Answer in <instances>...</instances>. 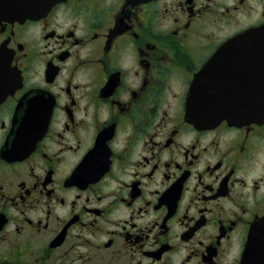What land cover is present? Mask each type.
<instances>
[{"label":"flooded vegetation","instance_id":"flooded-vegetation-1","mask_svg":"<svg viewBox=\"0 0 264 264\" xmlns=\"http://www.w3.org/2000/svg\"><path fill=\"white\" fill-rule=\"evenodd\" d=\"M14 4L0 0V264H264V122L207 128L187 107L246 68L227 48V71L199 79L264 24V0H65L40 19Z\"/></svg>","mask_w":264,"mask_h":264},{"label":"water","instance_id":"water-1","mask_svg":"<svg viewBox=\"0 0 264 264\" xmlns=\"http://www.w3.org/2000/svg\"><path fill=\"white\" fill-rule=\"evenodd\" d=\"M64 0H16L11 11L18 19H40L54 5ZM149 1V0H130ZM9 6V4H7ZM227 48H238L236 53L246 59V68L232 67L235 76L231 85L193 86L187 107L189 120L196 125L212 128L227 121L231 126H243L264 122V24L251 28L230 39L201 71V76L217 82L222 70L219 57L227 54ZM240 48V50H239ZM245 75L242 81L237 76ZM190 112L192 114H190Z\"/></svg>","mask_w":264,"mask_h":264}]
</instances>
